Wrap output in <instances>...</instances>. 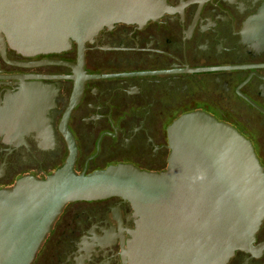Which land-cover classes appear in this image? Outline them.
I'll return each mask as SVG.
<instances>
[{
	"label": "flooded vegetation",
	"instance_id": "obj_1",
	"mask_svg": "<svg viewBox=\"0 0 264 264\" xmlns=\"http://www.w3.org/2000/svg\"><path fill=\"white\" fill-rule=\"evenodd\" d=\"M143 24L116 22L58 52L0 50V190L44 179L75 145L73 170L166 168L167 126L204 111L236 129L264 173V0H165ZM71 139L68 140L67 138ZM131 204L67 203L31 264H132ZM225 264H264V218Z\"/></svg>",
	"mask_w": 264,
	"mask_h": 264
},
{
	"label": "water",
	"instance_id": "obj_2",
	"mask_svg": "<svg viewBox=\"0 0 264 264\" xmlns=\"http://www.w3.org/2000/svg\"><path fill=\"white\" fill-rule=\"evenodd\" d=\"M165 0H0V50L58 52L116 22L143 24ZM166 168L131 164L73 170L75 145L44 179L23 176L0 190V264H31L63 207L112 196L135 216L132 264H225L246 248L264 218V173L251 144L204 111L184 113L167 128Z\"/></svg>",
	"mask_w": 264,
	"mask_h": 264
}]
</instances>
